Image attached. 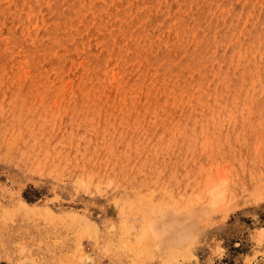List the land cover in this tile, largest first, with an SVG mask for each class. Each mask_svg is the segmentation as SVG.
<instances>
[{
    "label": "rangeland",
    "instance_id": "374dc122",
    "mask_svg": "<svg viewBox=\"0 0 264 264\" xmlns=\"http://www.w3.org/2000/svg\"><path fill=\"white\" fill-rule=\"evenodd\" d=\"M0 264H264V0H0Z\"/></svg>",
    "mask_w": 264,
    "mask_h": 264
},
{
    "label": "bare ground",
    "instance_id": "6f19581e",
    "mask_svg": "<svg viewBox=\"0 0 264 264\" xmlns=\"http://www.w3.org/2000/svg\"><path fill=\"white\" fill-rule=\"evenodd\" d=\"M142 12V11H141ZM35 28V27H34ZM175 51V50H174ZM178 56V55H177Z\"/></svg>",
    "mask_w": 264,
    "mask_h": 264
}]
</instances>
